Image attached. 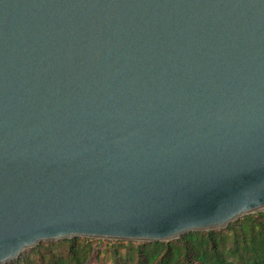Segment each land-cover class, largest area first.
Listing matches in <instances>:
<instances>
[{
  "label": "water",
  "instance_id": "obj_1",
  "mask_svg": "<svg viewBox=\"0 0 264 264\" xmlns=\"http://www.w3.org/2000/svg\"><path fill=\"white\" fill-rule=\"evenodd\" d=\"M260 212L264 0H0V264Z\"/></svg>",
  "mask_w": 264,
  "mask_h": 264
},
{
  "label": "trees",
  "instance_id": "obj_2",
  "mask_svg": "<svg viewBox=\"0 0 264 264\" xmlns=\"http://www.w3.org/2000/svg\"><path fill=\"white\" fill-rule=\"evenodd\" d=\"M96 241L73 238L43 242L8 264H87L100 257ZM112 264H264V212L222 230L195 231L168 242L116 241Z\"/></svg>",
  "mask_w": 264,
  "mask_h": 264
},
{
  "label": "rangeland",
  "instance_id": "obj_3",
  "mask_svg": "<svg viewBox=\"0 0 264 264\" xmlns=\"http://www.w3.org/2000/svg\"><path fill=\"white\" fill-rule=\"evenodd\" d=\"M74 238H76V237H74ZM79 238H84V237H79ZM85 239H90L92 241H96V242H94V244H98L101 248L100 257L92 256L87 264H112L111 249L109 247L111 244H113L116 241H122V240H110V239H91V238H85ZM31 249H34V248H31ZM28 250H30V249H27L25 251H28Z\"/></svg>",
  "mask_w": 264,
  "mask_h": 264
}]
</instances>
